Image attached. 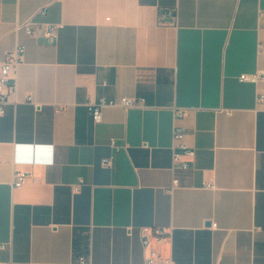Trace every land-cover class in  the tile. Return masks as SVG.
<instances>
[{"label": "crops", "instance_id": "1", "mask_svg": "<svg viewBox=\"0 0 264 264\" xmlns=\"http://www.w3.org/2000/svg\"><path fill=\"white\" fill-rule=\"evenodd\" d=\"M261 14L264 0H0V69L25 47L0 116V264H144L151 249L264 264V79H242L264 69ZM28 18L57 36L16 28ZM125 96L147 105L93 119ZM175 124L188 169L173 168Z\"/></svg>", "mask_w": 264, "mask_h": 264}, {"label": "built area", "instance_id": "2", "mask_svg": "<svg viewBox=\"0 0 264 264\" xmlns=\"http://www.w3.org/2000/svg\"><path fill=\"white\" fill-rule=\"evenodd\" d=\"M41 13H45V10H41ZM261 17H264L261 14ZM46 25L45 34L47 37L55 38L58 33V28L60 24L56 23H44L41 21H37L33 18H28L26 20H22L17 23V29H23L28 34L32 36H37L39 31L41 30L42 26ZM258 52L264 53V46L262 42H258ZM24 55H25V47L21 44L17 45L13 50L8 52L5 55L3 60L1 69H0V116H2L5 112V105L10 101L11 97L15 96L18 91V71L20 66L24 62ZM244 80H250L254 82H258L264 79V69L258 70L252 74H244L242 76ZM258 101L264 100L263 94H258L257 96ZM121 104L124 108L130 107H144L146 106V100L143 97H123L120 101L115 100H107L102 98L99 102H96L90 105V110L93 116V119L96 122L102 120V112L103 108L109 105L114 104ZM183 115L181 110H175V119L179 118ZM186 132L182 126L179 124H175L173 128V168H182L188 169L191 166L193 157L195 156L194 148L189 146L186 143ZM112 159L105 158L103 160V165L111 166ZM27 175L23 172H15L12 179L13 187H20L24 183ZM174 185H178V179H174ZM207 186H213V184H207ZM213 227H216V224H213ZM147 231L148 229H144ZM143 231L141 233L142 241L145 248L150 246V236L147 232ZM131 232V229H130ZM165 230L163 228H155L153 230V234L157 238H162L164 235ZM152 234V231H151ZM2 248H8V243L1 244ZM83 263V260H81ZM10 264H28L25 262H16L11 261ZM144 264H176L175 261L171 257H162L155 249H151L148 255L145 257Z\"/></svg>", "mask_w": 264, "mask_h": 264}]
</instances>
